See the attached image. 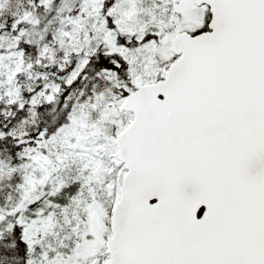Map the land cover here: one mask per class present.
I'll list each match as a JSON object with an SVG mask.
<instances>
[{
  "label": "snow or ice",
  "instance_id": "6c2138e0",
  "mask_svg": "<svg viewBox=\"0 0 264 264\" xmlns=\"http://www.w3.org/2000/svg\"><path fill=\"white\" fill-rule=\"evenodd\" d=\"M0 264H264V0H0Z\"/></svg>",
  "mask_w": 264,
  "mask_h": 264
}]
</instances>
